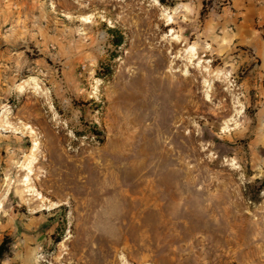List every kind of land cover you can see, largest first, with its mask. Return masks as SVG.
<instances>
[{
    "label": "rangeland",
    "instance_id": "1",
    "mask_svg": "<svg viewBox=\"0 0 264 264\" xmlns=\"http://www.w3.org/2000/svg\"><path fill=\"white\" fill-rule=\"evenodd\" d=\"M252 1L0 0L19 264H264V25L205 37Z\"/></svg>",
    "mask_w": 264,
    "mask_h": 264
},
{
    "label": "crops",
    "instance_id": "2",
    "mask_svg": "<svg viewBox=\"0 0 264 264\" xmlns=\"http://www.w3.org/2000/svg\"><path fill=\"white\" fill-rule=\"evenodd\" d=\"M197 1L203 3L204 0H197ZM242 14H245L246 19L244 21L245 25L242 26V28L240 29L235 24V19L233 17H230L229 15H227L226 17H221V19L218 22L210 20L209 23L208 21H206L205 37L215 41L213 31L221 28L222 29L226 28L227 32L225 34V38L222 44L224 47L230 46V44H235L239 46H247L248 44L250 45L252 44L259 46L258 36H256L255 30L256 28L264 25V0H262V4L260 6H256L254 2L252 5L249 4L247 9L243 11ZM207 22L209 25L208 27H207ZM4 237L0 240V244L3 241ZM0 264H19V263L17 262V260L14 259V257H8L2 260ZM31 264L34 263L31 262Z\"/></svg>",
    "mask_w": 264,
    "mask_h": 264
},
{
    "label": "trees",
    "instance_id": "3",
    "mask_svg": "<svg viewBox=\"0 0 264 264\" xmlns=\"http://www.w3.org/2000/svg\"><path fill=\"white\" fill-rule=\"evenodd\" d=\"M160 2H163V0H160ZM117 45H119V43ZM12 247H13V242L11 238L9 236H5L0 244V263L4 259L8 257H12V253H11Z\"/></svg>",
    "mask_w": 264,
    "mask_h": 264
},
{
    "label": "bare ground",
    "instance_id": "4",
    "mask_svg": "<svg viewBox=\"0 0 264 264\" xmlns=\"http://www.w3.org/2000/svg\"><path fill=\"white\" fill-rule=\"evenodd\" d=\"M195 49L193 47H191L190 49H188L189 52H193Z\"/></svg>",
    "mask_w": 264,
    "mask_h": 264
}]
</instances>
